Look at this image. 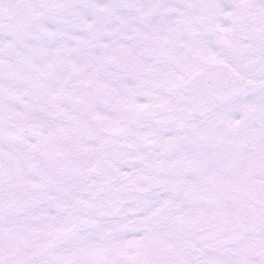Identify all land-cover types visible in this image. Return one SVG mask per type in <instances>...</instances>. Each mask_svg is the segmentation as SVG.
<instances>
[{
	"label": "snow or ice",
	"instance_id": "obj_1",
	"mask_svg": "<svg viewBox=\"0 0 264 264\" xmlns=\"http://www.w3.org/2000/svg\"><path fill=\"white\" fill-rule=\"evenodd\" d=\"M0 264H264V0H0Z\"/></svg>",
	"mask_w": 264,
	"mask_h": 264
}]
</instances>
